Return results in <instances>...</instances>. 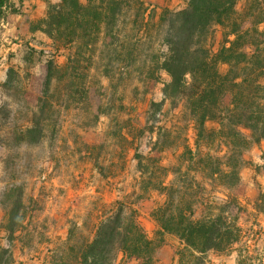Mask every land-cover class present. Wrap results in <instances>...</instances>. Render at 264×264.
Instances as JSON below:
<instances>
[{
	"label": "trees",
	"instance_id": "trees-1",
	"mask_svg": "<svg viewBox=\"0 0 264 264\" xmlns=\"http://www.w3.org/2000/svg\"><path fill=\"white\" fill-rule=\"evenodd\" d=\"M238 3L190 0L182 10L164 8L158 22L153 21V13L148 14L145 0H62L49 5L40 30L57 52L65 50L69 55L63 67L49 62L46 99L53 85L62 80L85 85L81 80L91 78L86 66L93 64L103 29L106 47L127 53L134 66L140 64L142 74L148 71L146 81L152 79L156 66L171 77L164 83L162 101L145 112L143 127L137 133L128 129L124 136L128 144L124 160L129 163L134 151L139 174L134 183L126 185L131 192L122 188L123 198L105 211L92 240L72 249L75 264H119L120 257L157 264V253L167 236L180 241L179 264H211V255L235 254L238 264H251V248L259 245L262 232L255 233L249 219L242 223V214L249 216V202L243 207L241 198L223 192L241 184V170L249 164L245 154L264 141V47L253 42L255 34L243 30ZM131 11L136 13L135 22L125 17L121 24L135 25L137 34L132 40L116 29L122 14ZM14 12L17 2L0 0L3 17ZM71 32L77 37L67 40ZM88 52L90 59H86ZM222 65L228 66L226 73ZM45 97L40 100L43 112L53 107L45 104ZM167 103L170 125L163 111ZM209 123L217 127L210 128ZM192 129L196 134L193 146ZM147 132L152 142L145 154L133 143ZM166 151L174 153L169 164L163 159ZM217 191L225 197L219 199ZM18 192L14 209H8V226L10 239L20 232L23 242L26 213L24 193L22 189ZM154 193L161 199L150 215L157 225L155 239L142 227L138 208ZM0 264H17L15 251L0 248Z\"/></svg>",
	"mask_w": 264,
	"mask_h": 264
},
{
	"label": "rangeland",
	"instance_id": "rangeland-1",
	"mask_svg": "<svg viewBox=\"0 0 264 264\" xmlns=\"http://www.w3.org/2000/svg\"><path fill=\"white\" fill-rule=\"evenodd\" d=\"M12 1L17 2V12L8 17L0 14V248L14 250L17 264H75L72 249L92 240L105 211L123 198L122 188L131 192L126 185L134 183L139 174L134 151L129 163L124 160L128 148L124 136L128 129L137 133L143 127L145 112L162 101L164 83L171 77L156 66L152 79L146 81L148 71L142 74L140 64L134 66L127 53L122 55L121 50L106 47L108 38L103 29L98 52L92 55L93 64L86 66L91 78L81 80L85 85L62 80L53 85L46 99L48 64L54 60L57 66H65L69 53L54 49L53 41L40 30V22L47 18L49 5L62 0H40L41 4L39 0ZM189 1L145 0L148 14L153 13L155 22L160 20L164 8L182 10ZM238 14L243 30L255 34L253 42L264 47V3L242 5ZM135 15L134 11L125 12L119 24L125 17L134 23ZM133 23L126 27L121 24L116 29L132 40L137 34ZM74 37L77 36L71 32L66 39ZM148 53L144 56L151 55ZM89 56L90 52L86 59ZM221 70L226 73L228 66L222 65ZM42 97L45 104H53L45 112ZM226 102H230L229 97ZM169 109L167 103L164 113ZM179 112L180 109L174 113ZM171 115H167L168 125ZM209 127L217 125L209 123ZM190 137L193 146V129ZM151 139L147 132L133 144L147 154ZM163 159L167 164L173 162L174 153L166 151ZM244 172L247 173V167L241 170L238 187L223 192L241 198L243 207L249 202L250 217L242 214V223L249 219L253 231L263 235L259 245L251 248V264H264V187L261 184L255 192H248L242 181ZM19 189L24 193L26 213L23 242L20 232L14 240L10 239L8 226V215L14 209ZM224 194L216 192L219 199ZM158 201L160 196L154 193L138 204L139 221L153 239L157 225L150 215ZM180 246L177 237L167 236L157 253V264H179L176 252ZM209 259L211 264H238V254L211 255ZM119 264L140 263L120 257Z\"/></svg>",
	"mask_w": 264,
	"mask_h": 264
},
{
	"label": "crops",
	"instance_id": "crops-1",
	"mask_svg": "<svg viewBox=\"0 0 264 264\" xmlns=\"http://www.w3.org/2000/svg\"><path fill=\"white\" fill-rule=\"evenodd\" d=\"M241 1V2H240ZM250 2H262L264 0H239L237 9L239 10L240 6H247ZM39 4L40 0L38 1ZM245 159L249 163L247 167V173H242L243 184L246 185L248 192H255L256 188L262 186L264 187V141L261 144L257 145L252 149L248 154H245ZM250 196V195H248Z\"/></svg>",
	"mask_w": 264,
	"mask_h": 264
}]
</instances>
